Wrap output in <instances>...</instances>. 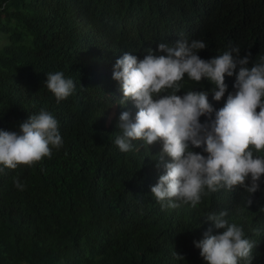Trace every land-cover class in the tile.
<instances>
[{"label":"trees","instance_id":"1","mask_svg":"<svg viewBox=\"0 0 264 264\" xmlns=\"http://www.w3.org/2000/svg\"><path fill=\"white\" fill-rule=\"evenodd\" d=\"M180 39L204 41L206 60L239 48L252 67L264 56V0H0V130L43 108L63 140L51 158L0 172V264H206L194 241L223 231L206 217L224 210L255 242L251 264H264V175L251 195L237 185L162 210L151 194L162 142L136 140L129 152L114 143L120 114L134 122L138 111L120 105L116 60L165 54L158 45ZM57 71L76 85L59 103L44 84ZM235 78L225 75L232 92Z\"/></svg>","mask_w":264,"mask_h":264},{"label":"clouds","instance_id":"2","mask_svg":"<svg viewBox=\"0 0 264 264\" xmlns=\"http://www.w3.org/2000/svg\"><path fill=\"white\" fill-rule=\"evenodd\" d=\"M206 47L202 40L180 39L172 45L160 43L158 50L165 54L149 48L140 59L125 52L114 65L112 78L123 92L120 105L131 100L138 109L134 122L129 112L120 114L121 134L114 143L129 152L136 140L147 145L162 142L158 160L165 171L151 186L162 210L178 207L174 201L196 207L202 196L237 185L251 195L264 175V56L248 67L250 53L241 58L239 48H231L206 60L197 54ZM185 74L190 80L183 79ZM226 74H235L233 92L227 89ZM46 77L44 84L57 103L75 90L74 81L63 72H48ZM201 116L208 119L201 123ZM62 144L58 120L42 108L20 123L18 131L0 130V172L51 158L52 149ZM13 183L24 190L18 177ZM246 203L252 204L250 196ZM227 215V210L209 214L206 219L223 231L212 234L209 228L194 244L206 264H251L255 242ZM173 255L184 259L180 253Z\"/></svg>","mask_w":264,"mask_h":264}]
</instances>
